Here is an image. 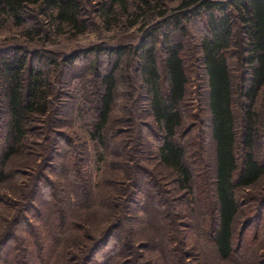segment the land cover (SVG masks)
Here are the masks:
<instances>
[{
  "label": "trees",
  "instance_id": "1",
  "mask_svg": "<svg viewBox=\"0 0 264 264\" xmlns=\"http://www.w3.org/2000/svg\"><path fill=\"white\" fill-rule=\"evenodd\" d=\"M83 1L0 0V15L19 26L34 17L35 25L24 29L23 35L28 38L27 41H35L37 36L42 35L43 22L38 20L40 16L45 17L46 25H55L59 32L65 30L79 36L89 29ZM111 1L112 6L106 10L107 13L113 12L115 6L127 10V0ZM138 2L135 10L127 16L131 27L149 16L160 18L145 30L138 45L133 48L127 44H93L72 51L61 59L60 65L68 66L81 57H92V65L99 72L97 65L102 55L114 58L111 67L102 75L103 93L98 99L90 130L91 139L103 148L99 150L98 160L105 162L109 149L105 131L114 107L116 73L125 56L134 53L135 69L138 70L142 85L141 96L146 101V109L157 129L155 133L152 132L158 142L157 163L174 174L180 192L193 196L198 209L208 213L203 226L200 225L203 229L201 234L215 247L221 259L230 261L237 253L234 240L235 224L240 211V192L252 188L264 176V161L256 156L255 151L260 136L255 107L264 88V0H182L172 15H167L168 12L162 9L159 0ZM202 15L206 17L207 34L201 38L199 48L208 79L213 141L212 156L207 155L205 158L197 157L180 140L182 134L191 131H185L184 127L189 84L184 46L173 41L170 35H166L161 42L156 36L162 24L179 31L184 29L185 23ZM8 51L9 54L0 57V114L3 105L9 114L6 131L1 136L0 185L10 179L7 171L9 163L25 151L29 123L35 117L49 115L53 86L50 78L44 75V69L32 63L33 51L30 48L16 45ZM161 53L163 56L159 55ZM234 58L243 71L238 82H234L233 77ZM49 62L57 66L55 56H49ZM235 86H239V94L243 98L240 109L237 106ZM239 120L242 125L240 130ZM121 139L120 144L126 147L127 138ZM194 158L203 167H208L204 180ZM133 160H136L135 156ZM80 163L79 157L71 158L68 176L78 188L76 196L81 204L87 203L90 206L94 203V186L91 181L88 182L92 174L89 169L85 172ZM130 168L139 169L138 164ZM139 175L133 174L130 180L124 181H129L128 188L131 185L138 187ZM41 178L40 183L34 181L29 186L30 193H23L22 201L13 202L10 196L0 194V214L8 217L7 227L0 234V264H91L95 260L99 264L96 255L108 247L113 239H116L115 246L103 256L104 262L101 264H136L142 260L140 244L134 241L132 230L126 233L132 214L130 203L133 202L134 193L131 189V194L110 197L108 211H112L97 234L91 228L93 221L89 219L90 213L84 214L87 222H77L73 211V206L77 204L71 203L68 190L62 191L57 185L52 188L48 210L34 214L31 228L24 225L29 239L21 240L19 237L17 245L8 250L9 254L4 258L6 245L17 240L19 227L25 223H22L23 218L32 212ZM165 218V223L162 218L165 233H161V246L167 263L190 264L179 258L186 243L179 219L172 216L170 222L169 217ZM192 225L189 224V227ZM115 251L119 253L116 258L118 261H114L115 255L112 256Z\"/></svg>",
  "mask_w": 264,
  "mask_h": 264
},
{
  "label": "rangeland",
  "instance_id": "2",
  "mask_svg": "<svg viewBox=\"0 0 264 264\" xmlns=\"http://www.w3.org/2000/svg\"><path fill=\"white\" fill-rule=\"evenodd\" d=\"M138 1L127 0L126 11L115 6L113 12L107 13L106 10L112 6L111 0H84V16L89 22V29L79 36L65 30L59 32L55 25H46L45 17L40 16L38 20L43 22V33L37 36L35 41H27L28 38L23 35L24 29L35 25L34 17L29 18L25 25L19 26L11 19L0 15V57L5 53L9 54L8 50L14 46L24 45L33 51L31 61L34 66L44 69V75L53 82L49 115L35 117L29 123L30 131L25 151L9 163L7 171L10 179L0 185V194H6L13 202H17L22 201L23 193H28L29 186L34 181L39 182L40 176L42 177L32 212L23 218L24 224L20 223L22 225L19 227L17 240H12L6 245L4 258L9 254L8 250L17 245L19 237L21 240L29 239L24 225L31 228L34 214L48 210L51 201L49 197L53 194L52 188L57 185L62 191L68 190L71 203L77 204L76 207L73 206L77 222H87L84 220L86 218L84 214L90 213L89 219L93 221L91 228L97 234L104 227L107 215L112 211H108L110 197L116 194L120 197L123 193L131 194L129 192L131 189L134 193L133 197L131 196L133 202L130 203L132 214L128 220L126 233L131 229L134 241L140 244L139 253L143 258L136 264H168L161 246L163 236L161 233H165L162 218L165 223V216L170 220L172 216L179 219L186 242L179 258L185 263L264 264V176L252 188L240 192V211L235 224L234 240L237 253L234 259L224 261L215 247L201 234L208 213L198 209L193 202V196L180 192L174 174L157 163L158 142L152 134L157 129L146 109V101L142 99L140 88L142 85L138 70L135 69L136 58L131 52L125 56L120 70L116 73L114 107L105 131L109 149L105 155L106 161L98 160L99 150L103 148L90 137L91 119L96 112L98 99L103 93L102 75L111 67L114 58L102 55L97 65L99 72H96L92 65L94 60L92 57H81L68 66L60 65L61 59L74 50L97 43L111 46L127 44L133 48L138 45L145 30L160 20L153 15L141 19L137 25L131 27L127 16L135 10ZM159 1L162 9L168 12L167 15H172L182 0ZM205 19V15L195 17L185 23L184 29L179 31L162 24L156 35L160 42L166 35H170L173 41L184 46V59L189 77L184 127L185 131L188 129L191 131L189 134H182L180 140L199 158H205L207 155L210 157L213 153L208 79L199 48L201 38L207 34ZM34 52L40 54L35 55ZM49 56L57 58V66L51 65ZM236 61V58L232 61L234 82H238L243 74ZM1 84L0 82V86ZM235 89L237 106L240 109L243 98L239 94V86H235ZM3 106L0 114L2 133L0 146H3L1 136L6 131L9 120L7 108ZM255 110L260 133L255 151L256 156L264 161V88L257 99ZM239 113L242 115L240 110ZM239 122L240 130L242 125L240 120ZM121 138H127L126 147L120 144ZM73 156L79 157L81 167H84L85 172L89 169L90 175L92 174L88 182L91 181L94 186L92 188L94 203L90 206L87 203L86 207L85 204H81V200L76 196L78 188L68 176V167ZM194 159L204 180L208 167L207 165L203 167L197 158ZM134 164H138V170L130 168ZM133 174H140L137 180L138 187L131 185V188H128L129 181L125 183L124 181L130 180ZM7 218L0 214V234L7 227ZM189 224H195L196 227L193 225L189 227ZM115 240L113 239L108 247L96 255L99 264L104 262L103 256L114 248ZM117 251L111 252L112 256L115 255L114 261H118ZM91 264H96V260Z\"/></svg>",
  "mask_w": 264,
  "mask_h": 264
}]
</instances>
